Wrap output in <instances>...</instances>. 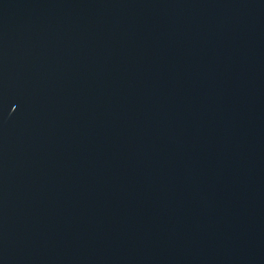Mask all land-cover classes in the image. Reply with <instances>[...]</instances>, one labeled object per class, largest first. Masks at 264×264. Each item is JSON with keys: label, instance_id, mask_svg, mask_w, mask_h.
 <instances>
[{"label": "water", "instance_id": "water-1", "mask_svg": "<svg viewBox=\"0 0 264 264\" xmlns=\"http://www.w3.org/2000/svg\"><path fill=\"white\" fill-rule=\"evenodd\" d=\"M0 264H264V0H0Z\"/></svg>", "mask_w": 264, "mask_h": 264}]
</instances>
